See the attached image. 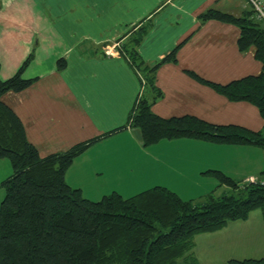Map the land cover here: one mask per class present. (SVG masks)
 Returning <instances> with one entry per match:
<instances>
[{"label":"crops","instance_id":"crops-1","mask_svg":"<svg viewBox=\"0 0 264 264\" xmlns=\"http://www.w3.org/2000/svg\"><path fill=\"white\" fill-rule=\"evenodd\" d=\"M209 10L256 21L246 0H0V79L26 60L22 77L33 79L21 91L5 92L1 101L18 117L40 157L93 139L64 177L90 200L111 192L127 198L162 186L198 202L229 189L217 186L209 171L237 182L264 178L262 147L188 138L143 146L128 127L129 113L144 97L162 118L193 116L215 125L262 129L253 103L232 101L206 84L225 85L261 71L255 48H238V24L204 18ZM141 28L135 51L144 65L159 63L152 73L157 96L144 93L141 73L125 52ZM171 52L173 59L161 61ZM263 244L264 219L252 210L245 219L194 235L193 255L197 264L204 253L232 264L237 259L228 258L236 251L249 254ZM254 257L241 260L259 259Z\"/></svg>","mask_w":264,"mask_h":264},{"label":"trees","instance_id":"trees-1","mask_svg":"<svg viewBox=\"0 0 264 264\" xmlns=\"http://www.w3.org/2000/svg\"><path fill=\"white\" fill-rule=\"evenodd\" d=\"M206 17L237 23L238 48L253 46L261 63L257 75L225 85L206 84L232 101L253 103L262 116L263 127L254 132L193 116L162 118L150 111L146 98L139 97L129 113L128 127L138 132L143 146L188 138L264 148V24L249 16L237 18L213 10L207 11ZM141 31L142 28L132 39V48L125 52L141 73L144 93L152 91L157 96L152 73L159 63L148 67L135 51ZM168 59H173V52L161 61ZM27 63L24 61L12 76L0 79V159H7L11 167V174L1 182L4 195L0 202V264H197L194 235L245 219L255 209L264 219V185L239 183L219 171L209 172L216 177L217 186L225 185L235 191L233 194L212 192L194 202L154 186L127 198L116 192L98 200L85 198L64 177L73 159L93 139L40 157L26 139L18 117L1 101L5 92L21 91L32 83L33 79L22 77ZM260 175L264 176V169ZM230 262L264 264V258Z\"/></svg>","mask_w":264,"mask_h":264},{"label":"rangeland","instance_id":"rangeland-1","mask_svg":"<svg viewBox=\"0 0 264 264\" xmlns=\"http://www.w3.org/2000/svg\"><path fill=\"white\" fill-rule=\"evenodd\" d=\"M260 24H262V22L258 21ZM256 173V171H254ZM11 174V167H10V163L7 159H0V180L2 178H4L5 176H7L8 174ZM257 176V175H255ZM256 179H262L264 180V178H257L255 177ZM244 181V180H243ZM243 181H239V183H243ZM1 182L0 181V196L2 194V192L4 193V189L1 185ZM256 184V183H255ZM233 190H229L227 192H224V194H229V193H232L233 194ZM0 202H1V199H0ZM256 211H259L258 209H255ZM251 250V249H250ZM253 251L246 253H242V251H236V253H234V255H231L229 258H228V261L230 260V258H234V259H237V260H241L242 258L244 257H248V256H255L254 258H264V244L262 245H258L257 248H254L252 249ZM246 254V256L244 255ZM228 263H231V262H228ZM198 264H223V263H220L216 260H214L211 255H207V254H203L201 256H199V262Z\"/></svg>","mask_w":264,"mask_h":264},{"label":"built area","instance_id":"built-area-1","mask_svg":"<svg viewBox=\"0 0 264 264\" xmlns=\"http://www.w3.org/2000/svg\"><path fill=\"white\" fill-rule=\"evenodd\" d=\"M247 3L251 6L252 15L256 21H260L264 24V0H246ZM116 45V44H115ZM114 45V46H115ZM113 46L110 49H107L106 53L112 55ZM247 183H258L260 185H264V180L256 179L255 177H248L243 181V184Z\"/></svg>","mask_w":264,"mask_h":264}]
</instances>
